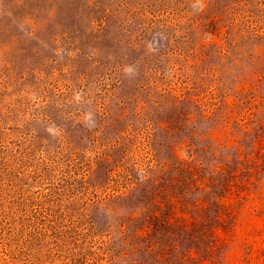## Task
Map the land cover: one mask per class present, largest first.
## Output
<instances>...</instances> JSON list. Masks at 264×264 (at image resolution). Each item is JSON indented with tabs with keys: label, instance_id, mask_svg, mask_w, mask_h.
<instances>
[{
	"label": "rangeland",
	"instance_id": "1",
	"mask_svg": "<svg viewBox=\"0 0 264 264\" xmlns=\"http://www.w3.org/2000/svg\"><path fill=\"white\" fill-rule=\"evenodd\" d=\"M0 264H264V0H0Z\"/></svg>",
	"mask_w": 264,
	"mask_h": 264
}]
</instances>
